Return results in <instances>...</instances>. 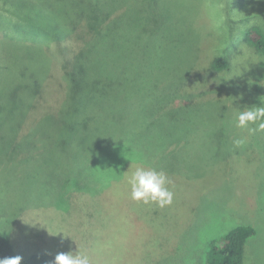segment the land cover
<instances>
[{
	"label": "rangeland",
	"instance_id": "1",
	"mask_svg": "<svg viewBox=\"0 0 264 264\" xmlns=\"http://www.w3.org/2000/svg\"><path fill=\"white\" fill-rule=\"evenodd\" d=\"M254 25L264 0H0V235L22 261L206 264L252 225L244 264H264V131L237 127L264 96ZM217 55L227 71L208 70ZM136 167L168 174L170 205L131 199Z\"/></svg>",
	"mask_w": 264,
	"mask_h": 264
},
{
	"label": "trees",
	"instance_id": "2",
	"mask_svg": "<svg viewBox=\"0 0 264 264\" xmlns=\"http://www.w3.org/2000/svg\"><path fill=\"white\" fill-rule=\"evenodd\" d=\"M246 38L252 48L264 54L263 27L258 25L250 27L246 32ZM57 40L60 48V57L64 60L63 69L69 77L71 84L77 85L78 83H82L83 79L80 77L85 74L83 71L84 61L82 52L74 49V47H69L68 44L60 46L62 43L61 38L57 37ZM229 68L230 60L224 55H217L208 64V70L212 73H222ZM256 233V228L252 225H238L227 231L221 237L211 242L206 264H244L246 245ZM14 256H17L14 244L9 238L0 235V258ZM54 258V254L41 251L27 256L24 261H21V264H51Z\"/></svg>",
	"mask_w": 264,
	"mask_h": 264
},
{
	"label": "clouds",
	"instance_id": "3",
	"mask_svg": "<svg viewBox=\"0 0 264 264\" xmlns=\"http://www.w3.org/2000/svg\"><path fill=\"white\" fill-rule=\"evenodd\" d=\"M261 105H264V96L260 97ZM253 105L239 111L237 116V127L248 128L249 125H255L259 131H264V106ZM245 140L235 141L236 146H243ZM131 187V199L148 205L156 203L160 207L170 205L173 201V192L168 185L172 182L164 170L155 168L136 167L130 175L126 177ZM37 224V223H36ZM35 225V224H33ZM50 233V232H49ZM63 233L62 230L58 232ZM52 234V233H50ZM55 235V234H53ZM65 237H68L64 234ZM22 257L0 258V264H21ZM51 264H92L88 254L80 251L60 252L55 255Z\"/></svg>",
	"mask_w": 264,
	"mask_h": 264
}]
</instances>
